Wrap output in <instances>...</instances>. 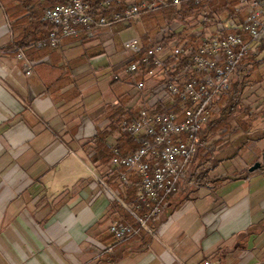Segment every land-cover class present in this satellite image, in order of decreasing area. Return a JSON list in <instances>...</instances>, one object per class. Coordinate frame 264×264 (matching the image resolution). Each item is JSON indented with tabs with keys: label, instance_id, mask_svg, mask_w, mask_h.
<instances>
[{
	"label": "crops",
	"instance_id": "obj_1",
	"mask_svg": "<svg viewBox=\"0 0 264 264\" xmlns=\"http://www.w3.org/2000/svg\"><path fill=\"white\" fill-rule=\"evenodd\" d=\"M16 5L0 0V264H264V121L213 153L214 165L199 166V153L148 222L152 233L116 242L109 226L135 220L103 194L83 145L109 126L111 108L138 112L144 104L132 78L105 82L92 65L115 54L116 36L134 27L39 48L19 43L33 28H14ZM254 161L261 168L249 172Z\"/></svg>",
	"mask_w": 264,
	"mask_h": 264
},
{
	"label": "built area",
	"instance_id": "obj_2",
	"mask_svg": "<svg viewBox=\"0 0 264 264\" xmlns=\"http://www.w3.org/2000/svg\"><path fill=\"white\" fill-rule=\"evenodd\" d=\"M184 1L197 4L201 0L54 3L42 16L50 28L35 46L55 49L65 39L94 40L102 33L111 35L113 27L120 22L179 7ZM239 1L238 7L245 10L243 21L218 23L207 38H202V31L191 35L198 45H188L189 37L183 41H166L163 32L148 46L137 37L125 42L128 56L120 70L112 73V81L121 82L130 77L139 96L152 100L142 106L135 117L123 118L118 123L121 132L142 137L140 146L128 155H121L113 148L114 156L106 169L110 174H118V191L111 189L99 173L94 176L106 198L118 202L135 220L134 224L114 222L109 226L108 231L116 242L137 237L142 231L152 233L148 222L155 220L169 198L179 192L181 179L203 146L199 133L214 118L216 103L237 78L248 72L246 57L250 46L264 35V0ZM18 59L24 61L26 75H30L31 65L21 51ZM179 59L185 62L181 71ZM138 76H143L145 82L138 81ZM159 101H169L172 109L156 111ZM131 177L135 179L136 192L129 206L126 193Z\"/></svg>",
	"mask_w": 264,
	"mask_h": 264
},
{
	"label": "trees",
	"instance_id": "obj_3",
	"mask_svg": "<svg viewBox=\"0 0 264 264\" xmlns=\"http://www.w3.org/2000/svg\"><path fill=\"white\" fill-rule=\"evenodd\" d=\"M16 1L17 5L13 8L15 10L14 14L9 16L12 17V20H15L13 23L14 28H33L32 31L25 34L19 43H28L32 41L35 45L37 41L46 36L50 28V25L42 20L45 9L52 6L51 3L53 4V2L64 3L68 0ZM87 1L97 2L100 0ZM125 1L126 0H120L121 3H125ZM239 4V0H201L197 4L191 1H184L179 7L160 9V11H162V15H157L155 17L167 19L165 25L159 29L163 32L162 35L164 40L168 41L172 39H179L183 41L187 38V29H191L194 24L207 27L209 22L213 21L217 17L219 20L216 24H224L230 21H236L238 23L242 22L244 19L243 15H245L243 12H245V10L243 8H239ZM115 6L118 5H114V7ZM152 14H154V12L148 13V15ZM171 24L185 26V28L179 32H172L170 30L164 31L165 27L170 26ZM231 31L237 32L236 30ZM223 33H226V31H223ZM151 41L145 42L144 45L148 46ZM198 44L199 42H197L196 39L189 37L188 45ZM178 61L180 64L179 70L181 71L185 66V62L180 59ZM246 61L248 63V72L242 77L237 78L232 83L229 91L222 95L220 100L216 103L214 118L207 123L199 133L202 144L206 141H211L214 137L219 138L217 142L216 140H212V142L206 147L209 149L210 146H213L212 150H210L212 151L211 153L207 149L206 151L205 149H202L201 151V148H199L196 157L199 153L203 154L200 157L201 164L199 166L204 163H211L213 149L218 142V148L220 151L216 154V156H220L222 153L226 152L228 148L233 145L234 141L239 139H235V136L237 137V135L240 136L242 134L245 135L247 133H251L259 122L264 121V102H260L257 97L253 100L255 93L253 91H249L255 83L250 78L252 73L251 71L252 69L258 68L260 62L255 61V58L250 53H248ZM186 75H189V72H186ZM137 78L140 79L138 81L145 82V78L143 76H138ZM247 88L248 96L245 91ZM155 109L156 111H168L172 109V106L169 101H159L156 104ZM120 110V108H111L108 111L111 118L109 126L105 127L103 131H98L92 140L83 145V149L88 159L108 185L113 183L118 185V174H110L106 169L108 163L114 156L113 148H117L121 155H128L136 150L142 142V137H133L121 132L118 128V123L121 119L133 118L138 114V112H129L130 108ZM229 119L235 122V128L230 125L228 122ZM233 138L235 139L234 141ZM221 139L223 140L221 141ZM235 155H233V157ZM256 162L257 161H254L252 165ZM198 175L199 180L204 178L206 173L202 171ZM127 189L129 194L131 193V190H136L135 179H131V184ZM126 201H129V199L126 198Z\"/></svg>",
	"mask_w": 264,
	"mask_h": 264
},
{
	"label": "rangeland",
	"instance_id": "obj_4",
	"mask_svg": "<svg viewBox=\"0 0 264 264\" xmlns=\"http://www.w3.org/2000/svg\"><path fill=\"white\" fill-rule=\"evenodd\" d=\"M58 3V2H53ZM51 3V5H53ZM162 11H154V14L148 15L143 14L132 21H125L120 22L116 25H131L134 28H128L127 31L122 32L121 34L116 36V44L118 45L116 48V53L108 56L107 54H104L99 60L93 61L92 65L96 66L100 71V74L103 75L104 81L109 82L111 80V75L114 72L118 71V67L116 66H110V63L114 64L116 60H126L128 56L127 50L124 48L125 42L132 38H140L142 42H147L153 40L155 37L159 36L160 34V28L165 25L167 19H163L161 17H155L162 15ZM245 12H243L244 14ZM151 16V17H146ZM244 16V15H243ZM145 17V18H144ZM219 20V18H215L213 21H210L207 27H202L198 24H194L191 29H187V37H191V35H194L196 33H199L202 31V38H207L209 35L212 34L214 28H216V22ZM185 26L177 25V24H171L170 26L165 27V30H174L175 32H179L183 30ZM201 28H204L201 30ZM114 29V27H113ZM112 29V30H113ZM113 35V34H112ZM245 37V35H244ZM110 39V38H109ZM113 36V41H114ZM249 53L255 58V61L260 62V65L256 69H252V73L250 78L255 82L252 85L251 90L257 94V98H259L260 102H264V35L262 36V39L258 42L253 43L250 46ZM250 70V69H249ZM125 80V79H124ZM157 81V80H156ZM151 87V85H150ZM255 97H253L254 100ZM141 101L144 103L143 106H147L150 104L152 98L146 96L145 98L141 97ZM231 126H234L235 128V122L231 119L228 120ZM257 126H260L258 124ZM212 140H219L218 137H214ZM215 145V144H214ZM219 144L215 145V148L213 149V153L219 152L218 148ZM212 147V146H210ZM201 149L206 148V146L200 147ZM213 148V147H212ZM212 150V149H210ZM209 152L211 153L212 151ZM213 162V163H212ZM201 163V162H200ZM216 161H211V164H215ZM205 164V163H204ZM209 166V164H208Z\"/></svg>",
	"mask_w": 264,
	"mask_h": 264
},
{
	"label": "water",
	"instance_id": "obj_5",
	"mask_svg": "<svg viewBox=\"0 0 264 264\" xmlns=\"http://www.w3.org/2000/svg\"><path fill=\"white\" fill-rule=\"evenodd\" d=\"M260 168H261V163L257 162L253 166H251L248 171L249 172H254V171H256V170H258Z\"/></svg>",
	"mask_w": 264,
	"mask_h": 264
}]
</instances>
